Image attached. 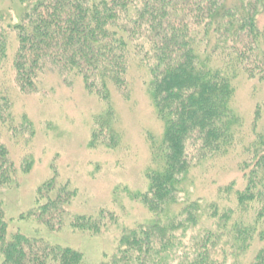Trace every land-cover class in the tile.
Instances as JSON below:
<instances>
[{
	"label": "trees",
	"instance_id": "1",
	"mask_svg": "<svg viewBox=\"0 0 264 264\" xmlns=\"http://www.w3.org/2000/svg\"><path fill=\"white\" fill-rule=\"evenodd\" d=\"M19 4L14 22L0 8V72L10 70L15 88L37 92L44 74L56 71L65 82L80 78L89 92L110 104L113 89L131 98L134 71L164 126L160 138L147 135L146 189L128 191L151 216L121 226L115 252L103 264H264V97L248 124L232 105L240 79L264 88V0ZM2 91L0 124H7L12 103ZM116 119L112 106L94 117L92 146L119 145ZM20 122L33 131L27 116ZM4 128L15 138L14 126ZM222 157L234 159L239 178L219 185L209 198L184 196L193 170ZM30 164L23 160L25 170ZM17 170L0 139V188ZM56 179L54 171L38 188L37 200L45 202H36L30 217L52 230L68 217L71 226L92 233L118 224L105 211L70 216L75 191ZM5 213L0 196L2 264H80L79 250L10 232Z\"/></svg>",
	"mask_w": 264,
	"mask_h": 264
},
{
	"label": "rangeland",
	"instance_id": "2",
	"mask_svg": "<svg viewBox=\"0 0 264 264\" xmlns=\"http://www.w3.org/2000/svg\"><path fill=\"white\" fill-rule=\"evenodd\" d=\"M18 5L19 0H0V8L13 22ZM8 40L16 43L14 36L9 35ZM132 75L131 98L127 100L113 89L108 104L89 92L80 78L65 82L56 71H48L39 90L25 94L13 86L10 70L0 72V89L5 90L2 93L6 92L12 103L7 124H0V139L8 144L18 169L11 183L0 188L10 232L21 231L52 245L79 250L83 257L80 264H103L115 252L121 226L132 227L150 218L148 209L128 191L146 189L145 169L151 149L147 135L150 132L154 138H160L164 126L141 76L134 71ZM263 97L264 88L257 81L242 78L237 82L232 105L248 124L254 118L256 103ZM106 106H112L117 116L115 128L121 140L116 148L91 144L94 117ZM24 115L32 122L33 131L22 126L20 118ZM9 124L17 131L13 139L12 132L4 128ZM26 158L31 161L28 170L23 168ZM54 171L59 184L68 183L75 191L70 216H95L105 211L113 213L118 224L92 233L71 226L72 217H68L61 228L52 230L36 217H30L29 211L36 202H45L37 200V191L54 176ZM191 176L193 183L183 194L194 199L212 197L219 185L239 178L240 174L234 159L222 157L195 168ZM2 260L0 251V264Z\"/></svg>",
	"mask_w": 264,
	"mask_h": 264
}]
</instances>
